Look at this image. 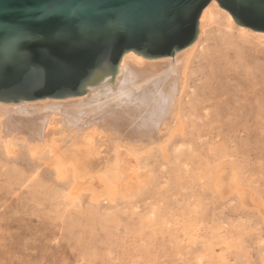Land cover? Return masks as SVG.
<instances>
[{"label": "rangeland", "instance_id": "rangeland-1", "mask_svg": "<svg viewBox=\"0 0 264 264\" xmlns=\"http://www.w3.org/2000/svg\"><path fill=\"white\" fill-rule=\"evenodd\" d=\"M224 15L199 28L167 142L117 156L113 199L0 140V264H264V37Z\"/></svg>", "mask_w": 264, "mask_h": 264}, {"label": "water", "instance_id": "water-1", "mask_svg": "<svg viewBox=\"0 0 264 264\" xmlns=\"http://www.w3.org/2000/svg\"><path fill=\"white\" fill-rule=\"evenodd\" d=\"M264 33L261 0H0V103L81 97L113 81L122 57H172L192 45L209 3Z\"/></svg>", "mask_w": 264, "mask_h": 264}, {"label": "bare ground", "instance_id": "bare-ground-1", "mask_svg": "<svg viewBox=\"0 0 264 264\" xmlns=\"http://www.w3.org/2000/svg\"><path fill=\"white\" fill-rule=\"evenodd\" d=\"M217 13L225 14L229 26L234 25L229 13L212 1L201 13L199 28ZM235 27L264 37V33ZM194 46L195 42L174 58L157 60L129 52L122 57L112 83L98 84L81 97L0 103V140L9 152L17 140L32 157L47 152L54 159L57 177L70 175L73 188L93 195L99 191L113 199L109 184L120 172L117 156L139 154L170 138Z\"/></svg>", "mask_w": 264, "mask_h": 264}, {"label": "snow or ice", "instance_id": "snow-or-ice-1", "mask_svg": "<svg viewBox=\"0 0 264 264\" xmlns=\"http://www.w3.org/2000/svg\"><path fill=\"white\" fill-rule=\"evenodd\" d=\"M261 3H262V5H264V0H261ZM248 6H249V5H248L247 0H240V2H239V7H240L241 9H244V8H246V7H248ZM261 18L264 19V7H262V9H261Z\"/></svg>", "mask_w": 264, "mask_h": 264}]
</instances>
